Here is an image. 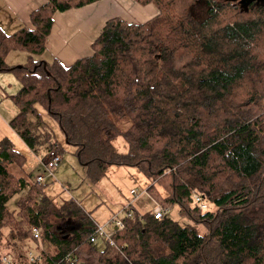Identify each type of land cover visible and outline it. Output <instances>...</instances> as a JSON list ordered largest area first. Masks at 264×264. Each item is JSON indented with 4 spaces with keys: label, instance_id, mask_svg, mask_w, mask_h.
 Returning a JSON list of instances; mask_svg holds the SVG:
<instances>
[{
    "label": "trees",
    "instance_id": "obj_1",
    "mask_svg": "<svg viewBox=\"0 0 264 264\" xmlns=\"http://www.w3.org/2000/svg\"><path fill=\"white\" fill-rule=\"evenodd\" d=\"M97 1L47 0L30 13V28L0 29V73L19 83L9 125L30 151L61 156L57 141L36 126L42 110L89 182L110 166L134 167L146 178L150 199L165 210L176 205L191 224L125 208L130 217L123 214L122 227H112V245L104 240L97 250L89 242L98 237L90 212L72 200L47 202L44 185L12 174L8 166L21 169L24 156L4 139L1 249H18L24 258L29 241L53 248L25 264H264V2L243 10L228 0H134L152 4L156 15L137 24L105 21L91 54L68 67L35 58L55 13ZM200 2L204 16L197 19L189 9ZM15 50L29 53L19 68L5 63ZM124 120L127 126L119 127ZM118 136L124 154L112 145ZM21 192L8 210L7 201ZM31 228L38 229L37 240Z\"/></svg>",
    "mask_w": 264,
    "mask_h": 264
},
{
    "label": "rangeland",
    "instance_id": "obj_2",
    "mask_svg": "<svg viewBox=\"0 0 264 264\" xmlns=\"http://www.w3.org/2000/svg\"><path fill=\"white\" fill-rule=\"evenodd\" d=\"M204 9V4L200 2L193 5L189 10L193 17L201 19L204 16ZM28 56L29 53L27 51L17 50L7 55L5 63L8 66H19L27 60ZM4 75L9 76L10 81L8 84L6 83L8 96L5 97L0 92V113L5 116V112H2V109L8 106L12 117L15 113V108L10 97L15 94L19 84L11 73H4ZM38 111L41 122L36 126H41V128L48 131L52 135V138L60 145L63 150L61 161L57 168L52 171V174L47 175L42 164L39 162L42 156L35 157L34 153L27 147H24L25 145L9 130L5 137H9L11 139L10 143L15 145V150L24 156V164L21 169L13 164L8 166V170L12 174L29 182L34 181L36 176H43L41 184L44 185L43 196L47 202L52 201L54 204L60 205L67 200H72L78 203L85 212H90L93 225L104 235H107L113 227L109 219L113 218L115 220L121 218L124 214L123 209L126 207H130L138 214L146 213L148 210L156 207L155 203L145 192V188L148 185L146 178L134 167L110 166L99 181L96 183L89 182L86 169L79 165L72 154L73 150L64 144L63 136L55 121L42 110L39 109ZM27 121L33 122L34 117L29 114ZM118 125L124 128L127 126V121L124 120L118 123ZM38 129L40 131V128ZM112 145L117 153H126V146L120 136L112 141ZM130 190L135 191L136 198L129 194ZM21 195L24 196V192L13 195L5 204L6 208L8 210L15 209L16 201ZM208 209L211 210L212 206L208 205ZM164 217H168L180 225L191 224V222H188L177 213L176 205L166 210ZM196 229L199 234L205 233L202 227L197 226ZM104 235L98 236L95 239L93 243L95 249L101 250L104 247ZM41 250L45 254H53V248L49 244L37 240V243L29 241L22 248L24 258L19 256L18 249L7 254L1 247L0 257L7 254L6 257L10 260L9 256H11L14 264L16 258L21 259V264H25L28 262V252L37 255Z\"/></svg>",
    "mask_w": 264,
    "mask_h": 264
},
{
    "label": "crops",
    "instance_id": "obj_3",
    "mask_svg": "<svg viewBox=\"0 0 264 264\" xmlns=\"http://www.w3.org/2000/svg\"><path fill=\"white\" fill-rule=\"evenodd\" d=\"M46 1L0 0V29L3 33L10 34L21 27L30 28V13ZM156 13L157 11L152 4L139 5L132 0H99L79 9L55 13L52 17L51 29L44 41V49L35 58L42 62L55 60L63 67H68L75 60L91 54L90 46L100 33L105 21L118 18L127 23L137 24L147 21ZM15 67L17 68V66ZM4 73H0V92L6 97L8 96L6 83H9L10 78ZM15 86L17 85L15 84ZM18 89L19 87H17L16 92ZM14 108L15 113L12 117L8 106L2 109L5 116L0 113V141L11 140L9 137H5L9 130L21 141L9 125L10 120L18 112L15 106ZM13 147L15 149L14 144ZM43 154L44 152L41 151L34 153L35 157L43 156Z\"/></svg>",
    "mask_w": 264,
    "mask_h": 264
},
{
    "label": "built area",
    "instance_id": "obj_4",
    "mask_svg": "<svg viewBox=\"0 0 264 264\" xmlns=\"http://www.w3.org/2000/svg\"><path fill=\"white\" fill-rule=\"evenodd\" d=\"M132 1H134V0H132ZM60 161H61V156L55 150L52 149V150L46 151L43 154V156L39 162L42 164L46 174L51 175L52 171H54L57 168ZM43 178H44L43 176H36L34 178V182L36 184H40L42 182ZM129 194L132 195L134 198H136V194H135L134 190H130ZM193 201L198 205V207L201 210H203L205 208V205L202 202V200L200 199V197L194 195ZM155 206L156 207L154 209L148 210L147 213H150L152 215L153 219H159V218L164 216V212L166 210L156 203H155ZM126 208H128V207H126ZM123 211H124V209H123ZM124 215L126 217H130L129 212L124 211ZM109 222L112 223L113 227H116V228L122 227V224H121V221L119 218L115 219V220L113 218H110ZM96 233L98 234V236L104 235L98 229L96 230ZM30 234L32 236V239L37 240L39 238V231L37 228H31ZM109 234H110V232L107 235H104V240L107 241L109 245H112V242L109 240ZM89 242L93 244L95 242L94 237H90ZM27 259L29 262L34 263L37 260V256L28 252L27 253ZM1 263L2 264H11V261L7 257H1Z\"/></svg>",
    "mask_w": 264,
    "mask_h": 264
},
{
    "label": "water",
    "instance_id": "obj_5",
    "mask_svg": "<svg viewBox=\"0 0 264 264\" xmlns=\"http://www.w3.org/2000/svg\"><path fill=\"white\" fill-rule=\"evenodd\" d=\"M230 2L236 1L238 3V5L245 10L247 8V6L252 3V2H264V0H228ZM20 66H17V68H19Z\"/></svg>",
    "mask_w": 264,
    "mask_h": 264
}]
</instances>
